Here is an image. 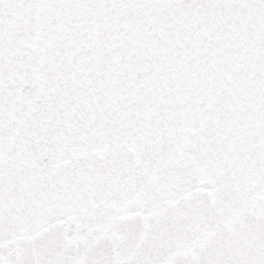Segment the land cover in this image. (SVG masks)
<instances>
[{
	"label": "snow or ice",
	"instance_id": "1",
	"mask_svg": "<svg viewBox=\"0 0 264 264\" xmlns=\"http://www.w3.org/2000/svg\"><path fill=\"white\" fill-rule=\"evenodd\" d=\"M0 264H264V0H0Z\"/></svg>",
	"mask_w": 264,
	"mask_h": 264
}]
</instances>
